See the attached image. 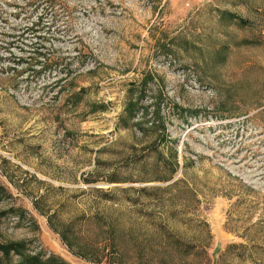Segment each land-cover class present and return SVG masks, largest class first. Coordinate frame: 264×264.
<instances>
[{
  "label": "rangeland",
  "instance_id": "1",
  "mask_svg": "<svg viewBox=\"0 0 264 264\" xmlns=\"http://www.w3.org/2000/svg\"><path fill=\"white\" fill-rule=\"evenodd\" d=\"M1 212L46 260L264 264V0H0Z\"/></svg>",
  "mask_w": 264,
  "mask_h": 264
},
{
  "label": "trees",
  "instance_id": "2",
  "mask_svg": "<svg viewBox=\"0 0 264 264\" xmlns=\"http://www.w3.org/2000/svg\"><path fill=\"white\" fill-rule=\"evenodd\" d=\"M45 65L48 66L49 64L53 63L52 59H45ZM141 94H146V89L140 92ZM145 96V95H144ZM141 102L140 99H131L126 107V114L129 118L134 119L137 113L140 110H144L139 108V104ZM146 116L143 115V118ZM143 123H140V125ZM144 190V189H142ZM6 216L5 212L0 213V223L3 217ZM16 255L19 257L17 264H68L62 259L52 257L48 260L40 257V256H33L27 254L26 244L22 242H11V243H1L0 242V264H12L11 257Z\"/></svg>",
  "mask_w": 264,
  "mask_h": 264
}]
</instances>
